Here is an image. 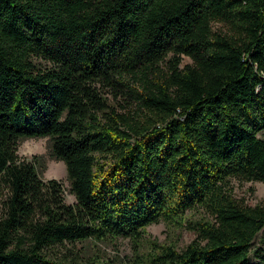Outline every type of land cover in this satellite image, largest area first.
I'll return each mask as SVG.
<instances>
[{"label": "trees", "instance_id": "trees-1", "mask_svg": "<svg viewBox=\"0 0 264 264\" xmlns=\"http://www.w3.org/2000/svg\"><path fill=\"white\" fill-rule=\"evenodd\" d=\"M262 132L264 0H0V264H251L264 204L231 182L264 183ZM35 138L66 164L75 204L19 155ZM196 209L183 251H76L138 249Z\"/></svg>", "mask_w": 264, "mask_h": 264}, {"label": "rangeland", "instance_id": "rangeland-1", "mask_svg": "<svg viewBox=\"0 0 264 264\" xmlns=\"http://www.w3.org/2000/svg\"><path fill=\"white\" fill-rule=\"evenodd\" d=\"M185 62L190 63V59L185 58ZM42 63L46 64L45 62ZM260 137L264 139V132L260 134ZM19 155L23 159L35 162L43 179H56L62 182L68 204L73 205L77 202L75 196L70 193V182L66 164L53 158L51 155L50 138H35L20 141ZM231 188L233 195L245 204L251 206L264 204L263 182H244L234 179L231 182ZM3 200V195L0 194V210H2ZM206 216L205 211L196 209L187 212L183 220L184 224L162 221L158 224L150 225L138 249L135 248V243L131 238L121 237L104 242H85L79 244L76 251L80 252L82 256L117 263L121 260L129 263L141 258L147 260L149 257L155 256L163 248L173 246L179 251H183L197 239L198 227H195V230L190 228L189 225L193 224L195 226ZM137 255L138 258H136ZM250 258L251 264H264V230L255 239Z\"/></svg>", "mask_w": 264, "mask_h": 264}]
</instances>
